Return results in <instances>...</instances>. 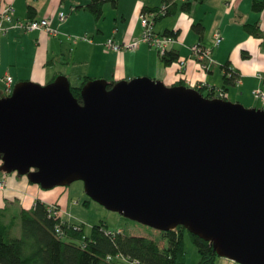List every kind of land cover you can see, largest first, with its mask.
<instances>
[{"label":"water","instance_id":"1","mask_svg":"<svg viewBox=\"0 0 264 264\" xmlns=\"http://www.w3.org/2000/svg\"><path fill=\"white\" fill-rule=\"evenodd\" d=\"M16 83L0 97V169L44 189L84 181L94 201L220 257L264 264V108L148 76Z\"/></svg>","mask_w":264,"mask_h":264},{"label":"crops","instance_id":"2","mask_svg":"<svg viewBox=\"0 0 264 264\" xmlns=\"http://www.w3.org/2000/svg\"><path fill=\"white\" fill-rule=\"evenodd\" d=\"M254 1L173 0L171 3H176L174 14L157 18L155 29L161 34L167 31L178 32V42L173 48L179 51L181 59H188L187 67L182 70L178 63L165 65L158 52L146 43L135 51L118 52L105 47L106 41L111 38L117 43L139 39L143 29L141 13L144 9L151 12L152 8L162 6L164 0H119L116 8L108 3L113 11L109 23L106 19L102 20L108 5L104 6L103 17L96 19L86 8L89 0H0V10L6 3H12L17 18H49L51 27L57 30L56 33L23 32L16 29L7 33L0 32V85L4 87L0 89V97L7 96V76L12 77L13 86L22 81L44 85L60 75L67 76L74 86L80 85L87 77L116 83L148 76L162 80L167 85H185L198 90L201 87H206V90L214 87L217 92L222 89L224 98L229 100V88L224 87L225 65L228 64L237 73L240 85L244 78H251L250 92L255 99L253 91L262 85L259 75H264V10H255ZM184 3H189L187 10L182 9ZM30 6L35 9L30 10ZM61 11L68 15L64 21L59 18ZM198 23L204 27L203 34H199L194 28ZM245 24L259 26L263 36L250 34L245 29ZM215 30L223 37L221 44L225 39H234L235 47L243 49L245 61L235 63L231 55L225 54L222 60H214L209 71L202 69L200 62L192 57L190 47L197 43L207 46V37L214 35ZM85 34L90 35L92 42L76 39ZM217 66H220V79L215 75ZM250 66L251 74H245L243 70ZM256 100L264 106L261 100ZM2 178L7 179L8 186L0 190V206L8 207V210L15 206L19 210L32 208L40 199L48 205L58 206L63 219L80 224L72 219L71 214L66 218L68 210L60 200L51 201L47 193L42 191L41 185L31 183L27 176L0 173V179ZM217 264L236 263L219 256Z\"/></svg>","mask_w":264,"mask_h":264},{"label":"trees","instance_id":"3","mask_svg":"<svg viewBox=\"0 0 264 264\" xmlns=\"http://www.w3.org/2000/svg\"><path fill=\"white\" fill-rule=\"evenodd\" d=\"M172 1L164 0L162 6L152 8L151 11L164 9L156 19L174 14L176 3H171ZM107 3L116 8L119 0H89L86 8L96 19H100ZM188 7L189 3L182 5L183 10H187ZM253 8L263 11L264 0H255ZM34 9L30 6V10ZM244 27L250 34L263 36L259 26L245 24ZM194 28L199 34H203L204 27L201 23L195 24ZM177 33L167 31L165 34L177 36ZM160 57L161 61L169 66L178 62L181 56L179 51L173 48ZM225 70L224 87L234 85L238 78L237 73L229 68L228 64L225 65ZM230 71L231 76L228 75ZM90 80L91 78L87 77L80 85L71 86L80 102L82 88ZM206 89L201 87L199 91L209 98L216 96L214 88ZM87 203L88 201L85 202ZM7 210L8 207L0 206V264H124L125 262L120 259L108 258L110 255L118 254L140 264H186L187 233L200 255L197 264H217L219 257L214 243L192 233L182 225L169 231H162L161 245L157 239L151 237L128 234L122 229L110 230L104 223L94 225L91 233L87 234L83 225L55 215L51 205L40 199L32 208H21L10 221L7 220ZM18 221L21 225V235L15 236L13 230Z\"/></svg>","mask_w":264,"mask_h":264},{"label":"rangeland","instance_id":"4","mask_svg":"<svg viewBox=\"0 0 264 264\" xmlns=\"http://www.w3.org/2000/svg\"><path fill=\"white\" fill-rule=\"evenodd\" d=\"M108 5V3H107ZM107 10L105 11V18L107 23L112 19V9L110 5L107 6ZM215 30L214 32H217ZM90 36V35H89ZM213 35H208L207 37V46L209 48H213L212 50V59L214 60H222L221 58L225 56V54L231 55L233 62L242 63L245 61L246 57H244L243 49L235 47L234 39L224 40V42L219 46H215V40L212 37ZM143 44V43H142ZM141 46V45H140ZM217 47V48H216ZM215 48V49H214ZM155 49V48H154ZM156 50V49H155ZM251 65V62H250ZM218 69V70H217ZM220 66L216 67L215 75L218 79ZM245 74H251V66L246 70H243ZM75 84V83H74ZM15 86V85H14ZM225 86V85H224ZM229 88V100L236 101L240 100L241 104L246 107L253 108H263L260 103L251 96V78H244L243 83L240 85L239 82L237 85H226ZM4 88L3 85H0V89ZM2 90V89H1ZM242 91V93H241ZM206 93V91H205ZM249 100V102H248ZM247 104H253V106H248ZM1 166V162H0ZM0 173H5V171L0 169ZM19 175L17 172H12ZM49 196L50 200H60L62 206L68 210L66 214V218L71 217L74 221L80 223L84 226V229L87 234L91 233L92 227L96 224L104 223L107 225V228L110 230H124L128 234H134L139 236H147L154 239H157L161 245H163V234L162 231L155 229L151 226L145 225L138 221L132 220L130 218L125 217L117 211L109 210L105 206L91 199V197L85 191V184L82 180H77L67 186H56L51 189H42ZM88 201L87 204L85 202ZM19 211V207L15 206V208L8 210L7 220L10 221L15 213ZM13 234L15 236L21 235V225L20 221H18L14 227ZM185 245H186V264H197L199 261L200 255L199 252L194 245L190 235L187 233L185 235ZM236 264H239L235 262ZM123 264V263H122ZM131 264V263H124Z\"/></svg>","mask_w":264,"mask_h":264},{"label":"built area","instance_id":"5","mask_svg":"<svg viewBox=\"0 0 264 264\" xmlns=\"http://www.w3.org/2000/svg\"><path fill=\"white\" fill-rule=\"evenodd\" d=\"M162 11H144L141 13V23L143 26L141 36L139 39L135 41L125 42V43H117L114 39H108L105 43V47L109 50L113 51H122V50H129L135 51L139 48L142 43H146L151 47L155 48L159 55H164L169 50L173 49V45L178 42V39L175 35L171 34H161L156 31L155 29V22L156 17L159 16ZM68 17L67 13L61 11L59 13V18L61 21L66 20ZM12 29L20 30L23 32H33V31H47L49 33H56L57 30L51 27L50 19L49 18H17L15 15V8L12 3H6L2 9L0 10V32L7 33ZM215 46H219L223 40V37L220 32H215L214 35ZM76 39L86 40L92 42V38L85 34L81 37H77ZM75 39V40H76ZM192 57L195 58L200 62V66L203 70L209 71L211 66L213 65L214 61L212 59V50L213 48H209L203 44L197 43L190 47ZM188 59H181L176 62L178 63L180 69H185L187 67ZM231 71L228 73L231 76ZM260 81L262 85L257 87L253 91V95L255 99H259L263 102L264 105V75H259ZM6 81V88L5 92L7 95H11L14 89L12 85L13 79L11 76H7L5 78ZM238 78L236 79V83H238ZM214 87H210L212 89ZM215 90V88H214ZM216 92L215 97L224 98L225 93L221 89L219 92ZM264 108V107H263ZM8 186V181L6 178L0 179V190L5 189ZM56 205H51V209L53 210L54 214L62 217L63 213L57 209ZM108 258H117L125 263L131 264H140L138 261H130L124 255L118 254L115 256H109Z\"/></svg>","mask_w":264,"mask_h":264}]
</instances>
